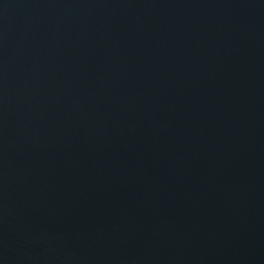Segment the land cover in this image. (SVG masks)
<instances>
[{"label":"water","instance_id":"obj_1","mask_svg":"<svg viewBox=\"0 0 264 264\" xmlns=\"http://www.w3.org/2000/svg\"><path fill=\"white\" fill-rule=\"evenodd\" d=\"M0 264H264V0H0Z\"/></svg>","mask_w":264,"mask_h":264}]
</instances>
